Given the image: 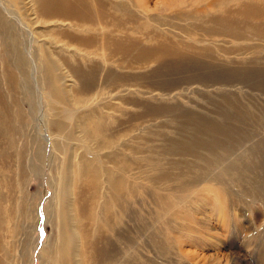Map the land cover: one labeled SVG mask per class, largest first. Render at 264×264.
Listing matches in <instances>:
<instances>
[{
	"label": "bare ground",
	"instance_id": "bare-ground-1",
	"mask_svg": "<svg viewBox=\"0 0 264 264\" xmlns=\"http://www.w3.org/2000/svg\"><path fill=\"white\" fill-rule=\"evenodd\" d=\"M132 1L0 0V63L2 65L0 80L3 75L14 89L21 83L20 73L22 85L27 91L32 92L35 99L37 98L28 99V109L25 111L18 102L16 107L12 108L0 85V161L2 163L0 165V241L3 233L1 230L3 231L9 220L12 224V233L18 234L13 241V245L16 246L10 249L12 252L0 243V264H10L16 255L15 248L19 256L26 257L28 251L36 246L34 230L37 225V207L35 205L33 209V204L28 202L31 201L28 183L30 175L37 170V161L41 164L42 173L44 169L48 167L50 169V158L58 144L55 142L54 131L58 136H62L60 133L64 124L57 115L56 103L67 104V100H70L71 107L65 106L61 116L76 122L87 138L100 137V143L110 148L109 153H113V134L105 138V130L111 124V119H108V122L106 118L113 116L107 113L105 117L104 113H100L96 109L99 102L95 99L98 98L104 83H110L115 87L116 84L120 85L123 87L120 91L122 93L130 90V83L127 82L125 75L117 73L115 64L124 68L133 62H155V66L149 72L141 73V77L157 88L165 84L170 85L164 88L166 91L172 90L178 82L191 87L195 84L196 91V87L205 88L209 93L206 97L208 112L185 109L178 103H166L145 106L143 114L163 115L166 120H161L162 124H174L175 133L165 136L166 144L163 148L166 152L181 157L188 155L203 161V165L199 166L196 172V183L203 181L209 175L219 181H224L228 175L234 182L238 178H244L246 175L243 172L246 170L253 174L252 187L264 195V136L261 134L248 146L243 145V142L249 141L254 134V130L248 132L245 128L250 112L239 106L229 94L230 91L226 89V85H234L228 83L230 77L255 81L256 85L264 88V64L256 61L254 56L242 65L226 67V57H219L221 54L226 55V47L194 42L180 44L162 29L147 31V24L139 21L141 16L131 7ZM137 1H140L139 11L146 16L150 8L145 5V1L135 0ZM199 2L201 3L198 4ZM160 3L163 9L173 8L178 14L192 16L197 20L192 26L207 34L238 36L244 30L257 36L264 35V0H237L236 15L226 10V0H188L187 2L161 0ZM186 3H190L188 11L182 13L181 5ZM14 6L18 9L17 13ZM209 6H213L214 9H209ZM254 18L256 20L253 21ZM159 21L162 22L161 24L165 23L163 19ZM116 57H119L120 62L116 61ZM61 77L66 81L76 80L81 84V91L75 98L73 97L74 99L68 97L70 92L67 88H59L55 84L57 80H61ZM43 78L46 79L48 87L40 86V79ZM35 83L42 105L44 104L43 109L39 105V94L35 91ZM90 99L94 101L88 104L87 101ZM121 101L125 104L130 102L126 98H122ZM80 102L88 107L89 112L85 113L84 110L82 115L85 121L79 123L81 114L79 115V108L73 105ZM112 107L108 106L109 109ZM50 109L54 113H51ZM49 114L57 116L51 119ZM257 122L260 127L264 126V117L258 118ZM17 132H22L25 136L26 148L24 146L15 148ZM59 143L64 145L67 142ZM84 144L86 147L79 154L76 163L72 157H76L77 152L63 146V152L67 153L69 161L64 170L65 181L62 208L58 215L60 221L58 220L57 225V240L49 244L50 255L46 257V262L47 264H58V262L118 264L121 260V264H131L128 231L121 232L126 244L121 259L117 257L119 251L116 250L111 236L116 234L121 216L130 215L134 185L128 178L127 166L132 158L128 156L131 159H128L126 166L117 168L116 173L107 169L105 182L103 181L104 184L101 182L102 186L105 185L106 191L103 202L99 204L100 210L86 216V220L88 218V222L92 223L95 229L90 237L89 232L84 231V224L79 214L74 215L70 209L68 196L70 184L66 182L67 180L69 182L72 172L78 178H84L87 173H91L93 177H90L91 180L94 179V185H99L100 175L103 169L106 170L102 156L98 150ZM96 160L98 164L95 163ZM236 167L239 169H235ZM199 188L213 191L214 196L219 195L220 198L218 190L209 184ZM163 199L165 198L160 201L166 204L167 200ZM114 207L118 208L117 211L113 209ZM16 217H20V220L16 221ZM39 257L41 258V255Z\"/></svg>",
	"mask_w": 264,
	"mask_h": 264
},
{
	"label": "rangeland",
	"instance_id": "rangeland-1",
	"mask_svg": "<svg viewBox=\"0 0 264 264\" xmlns=\"http://www.w3.org/2000/svg\"><path fill=\"white\" fill-rule=\"evenodd\" d=\"M13 1L15 2V0ZM143 1L150 8L146 12V16L139 11L140 1L135 2L133 0L131 7L135 12L138 11V15L141 16L139 21L147 24V31L153 32L155 29H162L164 33L170 35L173 40H177L180 44L194 42L196 44L208 43L226 47V55H219L220 58L226 57V67L242 65L254 56L256 61L264 64V35L257 36L244 30L238 36L207 34L192 26L193 22H197L192 16L178 14L173 8L163 9L159 5L162 4L160 3L161 0ZM187 1L185 0V2ZM189 5L190 3L181 5L180 11L182 13L188 11ZM236 6L237 0H226V10L233 15H236ZM14 7L17 13L18 9L16 6ZM209 7L211 10L214 9L213 6ZM153 16L156 18H152ZM159 19H163L165 23L161 24L162 22ZM195 39L199 42H196ZM116 61L120 62L119 57H116ZM154 66L155 62L153 61L133 62L130 66L124 68L115 64L117 73L125 75L127 82L130 83V90L123 92V94L120 92L123 88L120 85L117 86L118 84H116L115 87L110 83H104L101 86L98 98L95 99L99 102L96 109L100 113H104L105 117L108 113L109 116L115 118H106L108 122V119H111V124L105 130V138L113 134L112 152L114 154L109 153V147H105L100 143V137L87 138L76 122L74 123L72 119H65L61 116V111L65 106L71 107L70 100L66 99L67 104L64 102L55 104L58 110L57 115L63 120L64 124L63 131L60 133L62 136H58L54 131L55 142L58 144L53 149L50 158V169L48 167L42 173L41 164L37 161V170L30 175V182L28 183L31 192V201L28 200V202L33 204V209L35 205L37 207V225L34 230L36 246L28 251L26 257L19 256L15 248L16 255L12 258L10 264H47L46 257L50 255L49 244L55 243L57 240V225L58 220L60 221L58 215H60L62 208V193L65 181L64 170L69 161L67 153L63 152V146L70 147L77 152V156L72 157L76 163L79 154L86 147L84 143L100 152L106 170L103 169L99 178V185L96 186L94 185V179L91 180L93 177L91 173L86 174H89V177L86 175V178L85 176L84 178L79 177L80 180L72 172L69 182L68 180L66 182L70 184V188L68 187L70 209L74 215L79 214L82 224H84V231L89 232L90 237L94 234L95 229L94 225L88 222V218L86 220V216L100 210L99 204L103 202L104 191H106L105 185L102 186L105 182L106 171L112 170L116 173L119 168L126 166L128 159L132 158L127 166L129 170L127 172L128 178L134 185L131 196L132 201L130 200V215L121 216L116 227L117 232L111 236L116 245V250L119 251L117 255L119 259H121V253L126 249L125 238L121 236V232L127 233L128 231L130 236L129 250L132 255L131 264H264V195L252 187L253 174L245 170L243 173L246 176L238 178L234 182L230 180L228 175H226L224 181L215 180L213 176L209 175L203 181L196 183V172L199 169L198 167L203 165V161L188 155L181 157L166 152L163 148L166 144L165 136L175 133L174 124H162L161 120H166L163 115L143 114L145 106L166 103H178L185 109L208 112L209 106L206 97L209 93L203 87H196V91L194 90L195 84L191 87V85L188 86V84L181 82H178L172 90H164V88L170 87L166 84L157 88L141 77V73L149 72ZM1 69L2 65L0 63V71L2 72ZM19 79L21 83L12 89L9 81L2 75L0 85L11 102L10 106L15 108L16 102H18L25 111L28 109V99H32L34 95L22 85L20 73ZM228 83L234 84L232 86L226 85L231 97L239 106L250 112V118L245 128L248 132L254 130V134L249 141L243 142V145L248 146L256 141L261 134L264 136V126L260 127L257 124V119L264 117V88L256 85L255 81L237 80L235 77H230ZM55 84L59 88H67L70 92L68 97L71 99H74L81 91V84L76 80L74 82L66 81L64 77H61V80H57ZM40 86L48 87L45 78L40 79ZM200 89L202 90L200 91ZM35 91L39 94L36 83ZM167 92L169 93L167 94ZM58 98L60 97L58 96ZM122 98H126L130 102L125 104L121 101ZM93 101L90 99L87 102L91 104ZM39 105L43 109L44 104L42 105L40 94ZM109 105L113 106L112 110L108 108ZM73 106L78 107L79 115L81 114L79 116L81 120L78 122L85 121L82 113L89 112L88 107L83 106L81 102L75 103ZM50 112L54 113L52 109H50ZM213 114L216 113L213 112ZM57 115L49 114V117L52 119L56 118ZM24 138L22 132L16 133L15 148H21V146L26 148ZM65 141L66 144L60 145L59 142ZM95 143L98 146L101 145L98 147ZM113 155L116 157H113ZM128 156H131V158ZM231 158L232 156L228 158V161ZM95 163L98 164L97 160ZM235 169H239V167ZM216 170L214 169V172ZM83 179L85 180L82 181ZM208 184L218 190L220 198L219 195L215 197L213 191L208 190V192L199 188V186ZM162 198L167 200L166 204L160 201ZM113 209L117 211L118 208L114 207ZM113 209L112 211L115 212ZM16 218V221L20 220V217ZM27 220L31 221V219ZM7 224L3 227V231L1 230L3 233L1 234L0 243L4 244L7 250H10L16 246V244L13 245V241H15L18 234L12 233L10 220L7 221ZM39 255H41V258ZM119 261L118 264H121V260Z\"/></svg>",
	"mask_w": 264,
	"mask_h": 264
}]
</instances>
